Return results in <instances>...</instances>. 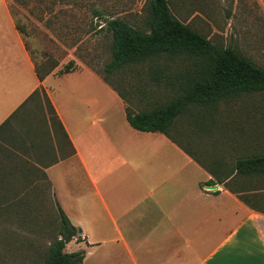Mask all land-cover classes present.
<instances>
[{
  "label": "crops",
  "instance_id": "0c3cea01",
  "mask_svg": "<svg viewBox=\"0 0 264 264\" xmlns=\"http://www.w3.org/2000/svg\"><path fill=\"white\" fill-rule=\"evenodd\" d=\"M14 1L0 0V123L41 86L59 125L44 109L38 124L20 110L0 133V221L19 203L25 220L30 201L49 195L76 229L63 250L82 251L80 264H264V171L235 165L264 155V121L215 127L217 144L202 148V159L175 135L136 130L123 99L76 60L74 47L38 79L35 44L17 29ZM234 5L243 17L242 6L255 7ZM256 5L264 20V0ZM71 59L75 66L57 73ZM34 234L0 229V249Z\"/></svg>",
  "mask_w": 264,
  "mask_h": 264
},
{
  "label": "rangeland",
  "instance_id": "374dc122",
  "mask_svg": "<svg viewBox=\"0 0 264 264\" xmlns=\"http://www.w3.org/2000/svg\"><path fill=\"white\" fill-rule=\"evenodd\" d=\"M166 1L176 18L210 42L232 47L264 68V20L257 14L256 0L253 10L242 6L247 17L239 15L240 7L234 5V0ZM146 8L147 0H18L12 3L15 21L22 27L21 34L26 41L35 44L31 52L36 62L44 58L57 64L74 47L71 53L76 60L96 71L99 78L104 76L123 95L131 111L150 109L168 100L174 93L173 87L158 80L171 78L182 63L158 58L105 73L102 65L109 59L110 37L99 31L98 25L103 18L117 15L134 26H141ZM96 10L102 12L103 18L95 16L93 11ZM251 13L254 14L252 19ZM91 28L94 30L88 34ZM68 62L71 67L75 66L74 60L65 64ZM154 69H160L156 70L158 80L153 77ZM34 112L36 115L33 113L31 118L37 123L40 109ZM237 119L264 121V91L220 101L214 109L191 107L190 112L174 119L171 132L202 159L201 149L209 150L212 143L217 144L214 130L225 128ZM48 197L45 195V201H30L25 220V206L19 203L14 213L16 217L11 215V219L0 221V229L30 230L37 234L34 238L18 237L21 242L9 252L1 248L0 264H44L45 239L53 240L58 230V215ZM28 240L34 241L33 247L25 244Z\"/></svg>",
  "mask_w": 264,
  "mask_h": 264
},
{
  "label": "trees",
  "instance_id": "16d2710c",
  "mask_svg": "<svg viewBox=\"0 0 264 264\" xmlns=\"http://www.w3.org/2000/svg\"><path fill=\"white\" fill-rule=\"evenodd\" d=\"M93 12L95 16L103 18L100 10ZM141 24L134 26L117 15L103 18L102 24L98 25L99 31H104L110 37L109 59L102 65L105 73L158 58L179 61L182 64L171 78L163 81L156 77V70L160 69H154L153 77L170 84L174 93L162 104L146 110L131 111L123 95L104 76H100L125 102V119L132 128L157 131L172 139L174 119L182 113L190 112L191 107L214 109L220 101L264 91V68L257 66L232 47L213 44L204 35L181 22L170 12L166 0H147L146 16ZM16 26L21 32V27L17 23ZM70 64H65L57 73L67 72L71 68ZM55 65V62L49 63L44 58L34 61L38 79L41 80ZM36 108L40 112L44 109L49 125H59L43 88L39 86L0 123V133L8 126L10 118L16 117L18 111L21 110L24 117L31 119ZM20 120H24L23 117ZM181 146L189 154L185 145ZM235 165L237 169L258 168L264 171V155L239 160ZM56 212L58 230L47 245L44 264H80L82 251L68 253L63 250L65 242L77 234L76 229L57 205Z\"/></svg>",
  "mask_w": 264,
  "mask_h": 264
},
{
  "label": "built area",
  "instance_id": "2783aa9c",
  "mask_svg": "<svg viewBox=\"0 0 264 264\" xmlns=\"http://www.w3.org/2000/svg\"><path fill=\"white\" fill-rule=\"evenodd\" d=\"M210 187L206 186V189L208 190Z\"/></svg>",
  "mask_w": 264,
  "mask_h": 264
}]
</instances>
